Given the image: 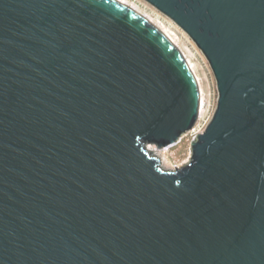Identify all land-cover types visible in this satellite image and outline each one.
I'll return each mask as SVG.
<instances>
[{
    "label": "water",
    "instance_id": "obj_1",
    "mask_svg": "<svg viewBox=\"0 0 264 264\" xmlns=\"http://www.w3.org/2000/svg\"><path fill=\"white\" fill-rule=\"evenodd\" d=\"M0 0V264H264V0Z\"/></svg>",
    "mask_w": 264,
    "mask_h": 264
},
{
    "label": "rangeland",
    "instance_id": "obj_2",
    "mask_svg": "<svg viewBox=\"0 0 264 264\" xmlns=\"http://www.w3.org/2000/svg\"><path fill=\"white\" fill-rule=\"evenodd\" d=\"M133 6L137 10L142 13V15L146 16L150 20H153L157 27L163 32H165L175 45L184 53L187 61L191 63L193 70L197 74L202 82H204L208 88L209 93L208 96L210 100L207 103V118L210 123L214 111L217 109L218 104V87L217 82L215 80V75L210 67V64L207 57L204 53L196 46V44L192 41V38L181 28H179L173 20L166 17L165 15L158 12L157 9L150 6L148 3L143 0H125ZM208 123V124H209ZM208 126V125H207ZM196 135L194 134H184L180 141L173 145L163 149L155 148L154 153L160 154L163 159V155L166 156L167 162L171 167H179L182 164L188 162L191 157V145L196 140Z\"/></svg>",
    "mask_w": 264,
    "mask_h": 264
},
{
    "label": "bare ground",
    "instance_id": "obj_3",
    "mask_svg": "<svg viewBox=\"0 0 264 264\" xmlns=\"http://www.w3.org/2000/svg\"><path fill=\"white\" fill-rule=\"evenodd\" d=\"M120 1H122L123 2V4H126V5H128V6H130V4H128V2H126L125 0H120ZM130 7H132L133 9H135L136 11H138L139 13H140V11L139 10H137L136 8H134L133 6H130ZM140 14H142V13H140ZM151 22L157 27V24H155L154 22H153V20H151ZM157 29H159V27H157ZM160 30V29H159ZM161 31V30H160ZM161 32H163V31H161ZM163 33H165V32H163ZM166 34V33H165ZM167 35V34H166ZM168 36V35H167ZM169 37V36H168ZM170 38V37H169ZM170 40H171V38H170ZM172 41V40H171ZM173 42V41H172ZM174 43V42H173ZM175 45V44H174ZM177 46V45H176ZM178 47V46H177ZM189 62V61H188ZM189 64H190V66H191V63L189 62ZM191 68H192V70H193V67L191 66ZM194 71V70H193ZM194 73H195V71H194ZM197 74L195 73V76H196ZM196 78H197V80H198V82H199V86H200V90H201V110H200V114H199V120H198V122H197V124H196V126H195V128H193L190 132L188 131V132H186L187 134H189V135H191V134H194V135H196V136H198L199 134H201V133H203V131L205 130V128L207 127V125H208V123H209V121H208V118H207V110H208V106H207V103L206 102H208L209 100H210V98H209V96H208V93H209V88H208V86L204 83V82H202V80L198 77V76H196ZM208 100V101H207ZM185 133V134H186ZM150 148L152 149V150H155V147L154 146H150ZM156 154H158V153H156ZM159 155V157L162 159V155L160 156V154H158ZM162 163H163V165L165 166V167H167L168 169H171V170H174L175 168L174 167H171V165H169L168 163H166L167 162V158H166V156L165 155H163V159H162Z\"/></svg>",
    "mask_w": 264,
    "mask_h": 264
}]
</instances>
